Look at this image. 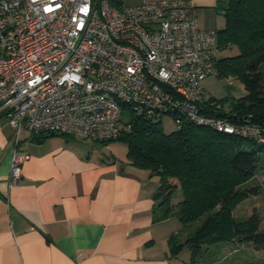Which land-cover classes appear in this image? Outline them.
<instances>
[{
	"label": "built area",
	"instance_id": "2783aa9c",
	"mask_svg": "<svg viewBox=\"0 0 264 264\" xmlns=\"http://www.w3.org/2000/svg\"><path fill=\"white\" fill-rule=\"evenodd\" d=\"M219 52L217 29L201 26L192 0H0V114L15 130L9 185L31 158L23 132L114 140L132 130L125 111L264 142L255 124L201 112Z\"/></svg>",
	"mask_w": 264,
	"mask_h": 264
},
{
	"label": "crops",
	"instance_id": "0c3cea01",
	"mask_svg": "<svg viewBox=\"0 0 264 264\" xmlns=\"http://www.w3.org/2000/svg\"><path fill=\"white\" fill-rule=\"evenodd\" d=\"M192 1L210 7L201 20L198 13L202 27H224L219 0ZM14 140L0 114V264H187L174 254L179 219H161L159 178L133 166L128 150L108 154L71 136L23 132L31 158L11 187Z\"/></svg>",
	"mask_w": 264,
	"mask_h": 264
},
{
	"label": "trees",
	"instance_id": "16d2710c",
	"mask_svg": "<svg viewBox=\"0 0 264 264\" xmlns=\"http://www.w3.org/2000/svg\"><path fill=\"white\" fill-rule=\"evenodd\" d=\"M217 8L225 17V26L217 29L220 51L238 49L235 55L219 58L217 75L241 79L247 94L210 97L201 112L231 122L248 121L264 137V0H219ZM218 103L220 109L215 107ZM128 113L131 132L101 143H125L130 163L159 178L154 196L161 219L174 213L184 227L198 223L185 241L173 237L174 254L188 247L191 257L187 264H199L198 256L218 242L248 243L263 250L260 213L254 209L245 220H239L235 211L251 195L260 193V186L244 184L264 163V142L195 124L168 133L160 120Z\"/></svg>",
	"mask_w": 264,
	"mask_h": 264
},
{
	"label": "rangeland",
	"instance_id": "374dc122",
	"mask_svg": "<svg viewBox=\"0 0 264 264\" xmlns=\"http://www.w3.org/2000/svg\"><path fill=\"white\" fill-rule=\"evenodd\" d=\"M123 1L128 5H137L141 3V0ZM207 6L208 5H199L197 8L200 20L202 19V12L205 11L204 9H210V7ZM218 18L220 19L219 16ZM237 53L238 49L233 47L232 49L221 50L219 52V57L223 58ZM204 86L206 88V98H238L247 94V89L241 79L233 76L221 78L217 74L211 75L205 79ZM124 116L127 118L129 113L125 111ZM159 120L161 121V126L166 132H173L177 129L173 115L164 114ZM81 141L88 143L92 142L93 145L101 146L108 154H122L126 153L128 150L127 145L121 141H111L108 147L105 144L102 145L99 142L91 140ZM244 185L248 187L253 185L260 186V193L256 196L251 195L247 200L241 203L236 209L235 215L239 220H245L254 209H257L261 216V227L264 229V163L261 165L257 174ZM177 219L178 218L174 216L173 220L177 221ZM177 223H179L177 226L178 230L181 229L180 235H178V242H183L182 240L186 233L190 232L198 225V223H193L184 227L179 220ZM190 257L191 250L183 248L178 253L177 259L182 263H187L189 262ZM197 259L199 264H264V249L257 251L248 243L238 244L234 241L218 242L204 250Z\"/></svg>",
	"mask_w": 264,
	"mask_h": 264
},
{
	"label": "water",
	"instance_id": "95a60500",
	"mask_svg": "<svg viewBox=\"0 0 264 264\" xmlns=\"http://www.w3.org/2000/svg\"><path fill=\"white\" fill-rule=\"evenodd\" d=\"M39 139H41V138H39Z\"/></svg>",
	"mask_w": 264,
	"mask_h": 264
}]
</instances>
